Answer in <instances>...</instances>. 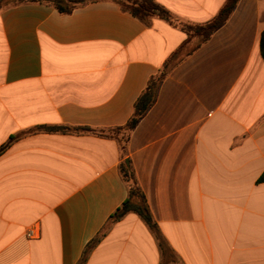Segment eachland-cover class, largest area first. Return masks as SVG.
<instances>
[{"label":"crops","instance_id":"0c3cea01","mask_svg":"<svg viewBox=\"0 0 264 264\" xmlns=\"http://www.w3.org/2000/svg\"><path fill=\"white\" fill-rule=\"evenodd\" d=\"M155 1L193 27L227 2ZM263 31L264 0H239L127 132L149 81L187 42L185 30L107 0L67 15L40 4L0 12V149L11 142L0 155V264H80L128 199L122 164L165 253L130 212L84 264H264Z\"/></svg>","mask_w":264,"mask_h":264},{"label":"trees","instance_id":"16d2710c","mask_svg":"<svg viewBox=\"0 0 264 264\" xmlns=\"http://www.w3.org/2000/svg\"><path fill=\"white\" fill-rule=\"evenodd\" d=\"M101 0H0V12L17 5L24 4H40L46 5L50 7H54L61 14L67 15L71 14L74 9L79 6L85 5L90 2H96ZM113 1L120 6L125 11L132 13L134 16L140 18L143 21H146L152 17L161 18L172 25L177 27H181L189 34V38L187 42L180 47L172 56L167 60L162 70L153 77L138 101L136 102L134 114L128 124L124 127L125 131L131 132L136 128L142 118L148 113V111L153 107L157 100V95L159 88L162 82L166 79V77L170 74V72L186 57L195 52L198 48H200L203 44H205L212 35L219 30L230 18L234 9L236 8L239 0H227L226 4L222 7L219 14L210 22L205 25L193 27L186 26L183 23H178L172 15L160 6L155 0H107ZM196 40L197 43L191 44L192 40ZM261 54L264 59V31L261 37ZM37 131H44L49 133H93L99 134L102 136L109 137V133L100 132L89 129V128H72L67 126H53L47 127L42 126L36 129ZM119 132V131H114ZM13 140V139H12ZM11 143V142H10ZM10 143L6 144L4 147L0 149V155L6 150V148L10 145ZM121 146L123 149L126 147V143L122 142ZM121 171L125 181L129 185V196L128 199L124 202V204L114 213L111 217L108 225L104 228V230L98 235V237L90 244V246L84 252V256L80 264H84L90 250L93 246L98 244L101 241V238L106 235L107 230L116 222L120 221L124 216H126L130 212L136 213L150 228V230L154 233L158 245L162 251V254L165 253L166 243L164 237L160 233L157 223L155 222L151 211L147 205L146 199L144 195L141 193L139 189L134 172L131 167L126 164H122ZM258 183H264V173L258 180Z\"/></svg>","mask_w":264,"mask_h":264},{"label":"built area","instance_id":"2783aa9c","mask_svg":"<svg viewBox=\"0 0 264 264\" xmlns=\"http://www.w3.org/2000/svg\"><path fill=\"white\" fill-rule=\"evenodd\" d=\"M37 231H36V229L35 228H32V229H30L29 231H28V233H27V237L29 238V239H35V238H37Z\"/></svg>","mask_w":264,"mask_h":264}]
</instances>
